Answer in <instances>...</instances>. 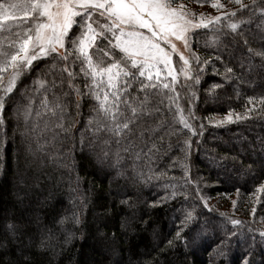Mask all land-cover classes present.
<instances>
[{
	"label": "trees",
	"instance_id": "16d2710c",
	"mask_svg": "<svg viewBox=\"0 0 264 264\" xmlns=\"http://www.w3.org/2000/svg\"><path fill=\"white\" fill-rule=\"evenodd\" d=\"M228 23L222 18L211 29L195 31L191 48L200 60H192V69L199 83L176 85L185 115L190 108L196 117L189 123L197 134L176 123L173 127L180 133L158 141L156 155L134 161L121 153L120 164L106 165L104 172L95 163L99 148L87 127L95 101L83 96L77 108L73 93L64 99L68 132L52 122L50 130H43V121L32 131L17 109L26 103L25 85L31 88L45 65L22 78L0 111V264H264V189L258 190L264 185V105L259 104L264 61L247 51L264 50V24L257 13L238 29L242 38ZM226 67L232 72L226 73ZM73 70L79 72L78 67ZM75 83L85 90L82 78ZM217 84L221 87L212 88ZM249 97L256 98L254 103ZM164 105L163 117L172 124V113ZM229 111L244 118L214 123ZM192 210L195 220L182 235L191 236L194 229L202 238L196 246H186L174 238ZM122 223L129 226L122 228ZM42 240L46 247L40 246ZM169 240L174 247L167 246ZM221 240L225 254L217 256Z\"/></svg>",
	"mask_w": 264,
	"mask_h": 264
},
{
	"label": "snow or ice",
	"instance_id": "6c2138e0",
	"mask_svg": "<svg viewBox=\"0 0 264 264\" xmlns=\"http://www.w3.org/2000/svg\"><path fill=\"white\" fill-rule=\"evenodd\" d=\"M195 2L200 5L208 3L219 14L212 16L201 12L197 16L182 0L0 2V111L5 108L22 78L43 63L45 70L36 73L31 88L25 85L26 103L17 109V115H22L25 124L31 122L32 131L39 128L43 121V130H50L49 123L52 122L54 128L68 132L71 125L66 127L64 123L67 116L64 99L74 93L79 108L80 98L90 97L95 104L87 127L99 148L95 153V163L101 172L105 171L106 165L117 167L124 159L121 153L134 161L145 156L150 159L160 151L158 141L180 133L181 129L173 127L176 123L196 135L195 128L189 123L196 117L190 108L185 115L176 88L177 84H181L180 76L185 81L199 83L200 80L191 67L192 60L198 63L200 60L191 52L190 40L195 35L194 30L211 29L223 18L229 21L227 27L243 38L238 29L244 23H251L257 13L260 14L261 24H264V0H250L249 4L243 3V0H228L238 8L225 11H221L227 7L221 0ZM243 11L250 15L243 17ZM238 14L240 18L234 19ZM244 44H248L247 39H244ZM247 51L264 61V50L248 47ZM174 55L178 60L174 61ZM208 62L205 60L203 63ZM75 67L79 68V72L73 70ZM200 71H203L202 66ZM225 72L231 73L232 69L226 67ZM77 78H82L84 91L75 83ZM65 83L67 91L64 90ZM181 87L189 85L181 84ZM218 87L221 85L212 86ZM133 88L135 93L130 91ZM154 97H159L155 103ZM165 100L168 102L166 105ZM255 100L254 97L248 98L249 103ZM259 104L264 105V96L259 98ZM161 105L172 113V124L163 117ZM242 118L235 114V120ZM208 119L213 122L212 118ZM232 122H235L232 111L223 119L214 121L218 126ZM3 123L0 118V125ZM161 130L163 134L156 136ZM190 144V138L184 140L186 148ZM168 146L171 147V144ZM40 147L43 148L42 145ZM261 189L264 185L258 190ZM204 206L209 207L206 200ZM194 220V210L187 211L181 221L183 227L177 230L174 239L185 242L186 246H196L202 238L200 231L192 229L191 236L182 235ZM231 223L238 225L241 221L231 220ZM128 226L126 223L121 225L122 228ZM260 235L264 236V232ZM224 244L225 241L221 240L216 246L217 256L225 254L222 250ZM40 246L46 247L43 240ZM167 246L174 247V241H167Z\"/></svg>",
	"mask_w": 264,
	"mask_h": 264
},
{
	"label": "rangeland",
	"instance_id": "374dc122",
	"mask_svg": "<svg viewBox=\"0 0 264 264\" xmlns=\"http://www.w3.org/2000/svg\"><path fill=\"white\" fill-rule=\"evenodd\" d=\"M183 3L189 9H191L194 13H196L197 16L201 12H203V13H205L207 15H212V16H215V15H218L219 14L215 9L211 8L209 5L208 6H199V5L189 4V3H186V2H183ZM222 3L225 4L227 7H226V9H222L221 11H225V10H228V9H232L235 6V4H231V3H228V2H222ZM197 30H194V31H197ZM190 44H191V40H190ZM180 47H181V51H183L182 45H180ZM191 52H192V48H191ZM185 55H188V53L185 52ZM173 59H174V61L175 60H178V57L174 55ZM191 67H192V61H191ZM179 80H180L181 84H183L184 82H186L183 76H180L179 77ZM223 117L224 116L218 117V118L216 117L215 120L223 119ZM233 119H235V114H233Z\"/></svg>",
	"mask_w": 264,
	"mask_h": 264
}]
</instances>
